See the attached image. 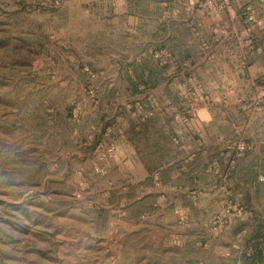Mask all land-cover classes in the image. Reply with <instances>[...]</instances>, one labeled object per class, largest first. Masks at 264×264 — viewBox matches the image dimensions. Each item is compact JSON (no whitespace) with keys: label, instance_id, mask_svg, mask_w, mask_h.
Segmentation results:
<instances>
[{"label":"rangeland","instance_id":"obj_1","mask_svg":"<svg viewBox=\"0 0 264 264\" xmlns=\"http://www.w3.org/2000/svg\"><path fill=\"white\" fill-rule=\"evenodd\" d=\"M223 1L0 0V264H264V79L195 63Z\"/></svg>","mask_w":264,"mask_h":264},{"label":"crops","instance_id":"obj_2","mask_svg":"<svg viewBox=\"0 0 264 264\" xmlns=\"http://www.w3.org/2000/svg\"><path fill=\"white\" fill-rule=\"evenodd\" d=\"M198 22L222 29L220 35L206 42L211 59L207 61L199 52L195 63L212 73L210 87L221 105L230 108L233 96L223 98L220 94L248 93L264 79V0H232L225 10L212 12L210 17L200 16ZM202 42L198 43L199 51Z\"/></svg>","mask_w":264,"mask_h":264},{"label":"built area","instance_id":"obj_3","mask_svg":"<svg viewBox=\"0 0 264 264\" xmlns=\"http://www.w3.org/2000/svg\"><path fill=\"white\" fill-rule=\"evenodd\" d=\"M223 3L226 8L230 6V0H224Z\"/></svg>","mask_w":264,"mask_h":264}]
</instances>
